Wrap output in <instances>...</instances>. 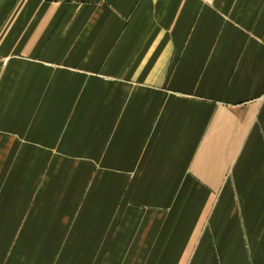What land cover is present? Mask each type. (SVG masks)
Wrapping results in <instances>:
<instances>
[{"label": "crops", "instance_id": "crops-1", "mask_svg": "<svg viewBox=\"0 0 264 264\" xmlns=\"http://www.w3.org/2000/svg\"><path fill=\"white\" fill-rule=\"evenodd\" d=\"M0 264H264V0H0Z\"/></svg>", "mask_w": 264, "mask_h": 264}, {"label": "built area", "instance_id": "built-area-1", "mask_svg": "<svg viewBox=\"0 0 264 264\" xmlns=\"http://www.w3.org/2000/svg\"><path fill=\"white\" fill-rule=\"evenodd\" d=\"M204 2L211 4L214 0H203Z\"/></svg>", "mask_w": 264, "mask_h": 264}]
</instances>
